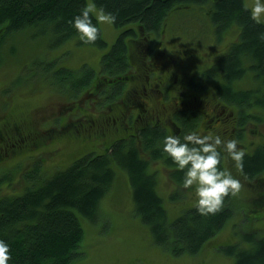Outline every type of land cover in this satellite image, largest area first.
<instances>
[{
	"label": "trees",
	"instance_id": "16d2710c",
	"mask_svg": "<svg viewBox=\"0 0 264 264\" xmlns=\"http://www.w3.org/2000/svg\"><path fill=\"white\" fill-rule=\"evenodd\" d=\"M91 3L98 10L112 14L115 19L111 22L119 30L111 47L101 55V66L94 68L85 61L80 68L62 65L54 67L55 58L51 57V60H41L42 65L37 67L35 75L37 87L40 88L43 81L52 77L51 81L57 84L52 91L55 94L65 93V99L63 102L59 100L55 108L63 116L58 117L56 114L57 117H51V122H38L35 132L13 127L15 135L11 139H16L10 145L5 135L4 117L11 102L17 99L16 94L9 96L6 105L5 102H0V163L4 164L1 158L9 156L10 148L22 155L21 159L15 161V168L21 166L24 158L29 159L17 172L21 176L22 185L23 169L33 162L43 163L47 159L44 155L51 154L47 149H51L52 145H43L47 139L44 136L48 134L46 129L55 131V137L65 135L88 138L83 136L84 129L94 128L97 124L94 118L97 112L92 110L94 107L99 112L103 110L100 113L107 119L116 116L120 109L118 106L122 107L124 104L122 99L126 100L125 104L128 101L127 97H122L124 92L121 89H113L116 83H122L121 76H114L103 89L98 88V83L106 78L100 77L105 74L113 76L116 71H138L140 60L133 64L130 62H133V57L143 58L145 50H148L146 36L163 34L167 25L179 23L187 14L196 13L197 16V12L202 9L207 13V19H204L210 38L219 42L226 39L230 43L211 64L197 68L188 83L189 87L195 91L196 87L198 89L202 85L203 79H210L214 83L218 102H225L228 112L231 111L230 105L239 104L234 113L236 117L227 118L231 123L237 119L239 128L233 132L232 125H229L224 129L226 133H220L219 130L218 133L225 138L236 137L240 141L247 130L251 131L250 121L264 120V117H257L264 111V38L260 36V33H264V20L257 22L252 18L250 7H245L246 0H0V38L6 39L9 36L6 54L12 55L18 48L20 50L19 39H23L25 34L28 41L31 30L36 35L31 37V47H40L27 55L33 58L41 54L50 55L49 49L52 51L58 44L68 41L74 42L75 46L72 48L83 44L100 48L107 46L94 11L90 10V14L93 22L100 28L95 42H83L70 23L85 5L90 6ZM200 28L196 30L199 31ZM226 32H229L228 35ZM136 41H141L138 47ZM150 41L154 43V40ZM204 59L205 55L201 56L199 62ZM190 63L191 59L188 60V64ZM79 71L81 74L77 75ZM247 74L255 78L260 86L250 89L238 87L237 81ZM258 107L259 110L255 112L254 109ZM187 115L188 111L184 114L178 112L174 117L175 123L181 126L175 133L157 127L141 129L137 140V136L133 135L129 138L120 136L104 152L90 150L74 159L67 167L57 166L51 175L50 169L44 164L43 178L31 186L24 185L15 194L1 192L2 185L8 180L7 176L1 178L0 238L11 245L10 264H76L83 254L82 241L85 236L80 217L90 220L97 218L105 195L117 182L116 167L126 171L134 211L149 225L154 241L172 253L199 252L206 242L224 228L232 216L235 210L234 194L226 195L222 207L215 213L202 215L194 204L176 218H171L164 198L157 190L156 175L149 170L151 160L161 159L166 164H171L172 177L181 184L183 170L178 169L172 158L163 151V137L168 134L183 136L185 132L198 128L200 117ZM205 119L206 125L210 119ZM93 121L96 124L88 127ZM131 124L132 122L127 127L128 132L134 128ZM258 130L259 137L252 142L253 147L245 146L242 167L239 166L244 178H248L249 182L256 179L259 186L263 187L250 207L243 211L249 232L245 235L247 243L244 246H220L235 257L233 264H264V233L259 234L260 231L253 229L257 221L264 220V215L260 214L264 209V134L260 128L253 129L252 132L256 133ZM7 143L9 147H5ZM244 145L240 142L238 146ZM219 166L227 168L224 153ZM8 182L9 180L6 183Z\"/></svg>",
	"mask_w": 264,
	"mask_h": 264
},
{
	"label": "rangeland",
	"instance_id": "374dc122",
	"mask_svg": "<svg viewBox=\"0 0 264 264\" xmlns=\"http://www.w3.org/2000/svg\"><path fill=\"white\" fill-rule=\"evenodd\" d=\"M250 6L254 3V0H246ZM91 11L96 15L99 20V16L106 14L98 10L94 4L91 3ZM203 9L195 14H187L182 17L179 23L174 25H167L165 31L160 35L157 41L154 42V52L160 50H167L169 53L178 57L179 65L183 63L189 56L184 52L187 46L193 47L197 51L198 56L205 55L203 62L198 63L197 68L208 66L211 64L215 57L219 56L225 51L230 43L229 40L222 42L214 41L210 38V31L206 30L205 19H207V13ZM205 18V19H204ZM181 22V23H180ZM103 31V37L107 41L108 45L105 47H98L95 45H76L73 41L62 42L58 44L54 50L50 52V55H37L36 57L27 56L28 54L37 51L39 46L31 47L33 41L31 37H35V31H29V39L26 41V35L23 34V39H19L18 45L20 50L12 55H7L6 51L9 48L7 39L0 38V102L7 104L9 96L16 94L17 99L13 100L9 105V110L6 111L5 120V135L8 143L11 145L15 139H11L15 134L13 133V127L17 126L18 129H24L27 131L35 132L37 123H46L47 117L54 115L57 110V104L64 100L65 93L59 92L55 94L52 90L57 87V84L52 82V77L43 81L44 83L37 87L35 83V75L37 67L41 64V60H51V57L55 58V66H65L68 68H80L83 62L87 61L94 68L101 66V55L106 52L116 40L119 30L113 25L112 22L99 20ZM202 27V28H200ZM196 28L201 30L197 31ZM229 32L225 34L228 35ZM225 36V35H224ZM73 40V39H71ZM67 41V40H66ZM6 42V43H5ZM48 43V40H47ZM22 44V45H21ZM35 47V48H34ZM37 48V49H36ZM18 56H15L17 55ZM152 57V54L149 55ZM162 59H166L162 56ZM182 59V60H181ZM199 59V58H198ZM200 60V59H199ZM171 63V62H168ZM141 65V72L143 73V65ZM188 65V64H187ZM186 65V66H187ZM185 63L182 65V69H187ZM139 64L137 65V68ZM170 65H165V68H169ZM39 69V68H38ZM192 70L188 72L190 75ZM81 71L77 75H80ZM192 75V74H191ZM54 77V76H53ZM94 83V82H93ZM171 83V82H170ZM204 90L210 95L209 99L211 105L217 102L215 94L214 83L210 79H203ZM236 85L243 89L256 88L260 86L256 79L250 75H246L242 80L237 81ZM262 88V86H261ZM24 89V91H21ZM167 91V89L165 90ZM262 91V89H261ZM80 93V90L78 91ZM74 93V92H73ZM175 93L174 89L170 93V96ZM13 94V95H14ZM138 104L144 105V100H137ZM153 105L160 110L161 103L153 99ZM239 104L235 103L230 105L231 111L237 110ZM173 106L170 104V111ZM135 109V108H134ZM137 109V108H136ZM95 119L97 124L94 128L84 129L83 136L88 138L81 139L80 137L58 136V142L66 140L61 144L60 153L51 151V154H45L46 161L33 162L26 166L23 173V185L21 176L18 175L20 168L29 162V159L24 158L21 162V166L15 168V161L21 159L22 155L17 150L13 151L10 148L9 156L5 155V158H1L4 164L0 163V179L6 177L9 182L2 185V193L15 194L24 187V185L31 186L33 183L42 179V165L50 169V175L54 174V169L59 167H67L74 159L83 155L90 150L95 152H104L115 139L120 136H127L128 128L126 129L121 123L116 124L112 129L104 132L102 124H105L106 117L96 110ZM251 110V109H248ZM255 112L259 110L254 109ZM261 113V114H260ZM257 117H264V111L262 110ZM47 117H41L42 115ZM74 114V112H72ZM167 119L169 117H166ZM264 119V118H263ZM206 119L201 116L198 124V128L195 130L207 134V127L205 125ZM249 123V122H248ZM145 124V123H140ZM102 126V127H101ZM169 128L174 133L176 132V126L174 127L171 122H168ZM250 130H247L243 137L240 139L241 144L247 145L249 148L253 147L255 141L260 134L259 130L253 133V129H263L264 134V120L259 122L256 119L250 121ZM50 136L54 135V132L45 130ZM190 131V130H189ZM172 132V133H173ZM216 133L215 130L210 131ZM16 133V131H15ZM137 135V134H136ZM17 136V135H16ZM138 135L135 138L138 139ZM49 140H45L44 143ZM55 139L52 140L54 142ZM5 147H9V145ZM43 143V144H44ZM225 163L228 169L231 170L234 176H237L241 180V187L238 192L234 194V207L232 216L213 239L205 243L199 252L191 254L184 253H172L171 250L163 247V245L157 243L153 239L150 227L148 224L142 221L141 217L134 211V200L131 193V188L127 179V173L124 169L116 167L117 170V182L114 183L113 188L105 195L101 209L95 220H90L86 217H80L82 225L85 230V236L82 241L83 254L76 261V264H233L235 257L228 254L220 246H227L231 244H238L244 246L247 243L245 235L247 231V220L243 217V211L250 207L252 200L259 196L262 191V186H259L257 180H251L244 178L241 174L239 166L232 160L227 153H224ZM50 162V163H49ZM6 163V164H5ZM171 165V164H170ZM166 164L161 159L151 160L149 170L156 175L157 190L164 198V204L167 208L168 214L171 218H176L184 210L193 206L196 201L194 190L190 193L189 189L182 187V184L176 182L171 174V166ZM34 177V178H33ZM11 178V179H10ZM35 178L38 180L35 181ZM194 188V186H193ZM22 193V192H21ZM20 194V193H19ZM254 215V213H252ZM256 214V213H255ZM260 214L264 215V209ZM253 229L260 231L259 234L264 233V220L257 221V224L253 225ZM263 231V232H261ZM249 233V232H248Z\"/></svg>",
	"mask_w": 264,
	"mask_h": 264
},
{
	"label": "flooded vegetation",
	"instance_id": "af4514ba",
	"mask_svg": "<svg viewBox=\"0 0 264 264\" xmlns=\"http://www.w3.org/2000/svg\"><path fill=\"white\" fill-rule=\"evenodd\" d=\"M160 35L161 33H156L151 36H146V45H148V50H145L143 58L136 59V57L130 55V57H133V62L130 63L133 64L136 60H140V64L143 65V73L141 72V65L139 64L138 71L134 70L133 72L131 71L132 69L124 73L116 71L113 76L105 74L100 77L102 78L105 76L106 78L104 81L99 80L98 83V88L103 89L105 84L110 83V79L113 80L114 76L117 78L121 76L120 79L122 83H116L113 89H121V92H124L122 97L125 96L128 100L126 104V100H121L124 101V104L122 107L120 105L118 106L120 109L116 116L106 119L107 122L102 125L103 131L107 132V130L112 129L118 123H121L126 129V126L129 127V123L132 122L131 126H134V130H129L126 136L127 138L132 135L136 137V134H138L141 129H153L157 127L172 133L173 131L171 129L175 128H169L168 122H171L174 127L176 126V130L178 131L181 126L178 123H175L176 121L174 120V117H176L178 112L184 114L187 113V111L189 112V115H187L188 117L197 115V117L203 116L204 118L210 119L209 123L206 124L207 133L213 130H215L216 133H218L219 130H221L219 131L220 133H226L227 131H224V129H226V126L229 125H232L233 132L239 128L237 119L232 120L233 123L227 121L228 117H236L234 116L236 111L228 112L227 104L225 102L220 103L218 100L215 106L211 105L209 99L210 95L204 90V83H202L201 86H198V89L196 87L195 91L189 87L188 83L191 82V74H194L197 71V65L198 63H201L199 62V59L201 60V56L197 55V51L193 47L187 46L184 52L187 53L189 57L179 65L178 57L176 58L174 54L169 53L167 50L165 51L163 49L156 52L153 51L155 49V47L152 46L154 43H150V40L152 39L155 42L158 40ZM135 44L136 47H138L141 44V41L139 43L136 41ZM150 54H152V57H150L149 60ZM162 56H165L166 59H162ZM189 59H191L190 64H188ZM138 62L139 61H137V63ZM166 63L167 66L170 65L168 69L165 68ZM184 63L185 66L188 64L186 66L187 69H182V65ZM190 70H192V73L189 75L188 72ZM129 72L133 73L129 75ZM166 89L167 91H165ZM172 89H174L175 93L170 96ZM136 99H140L141 101L144 100V105L140 103L138 104ZM153 99H156L161 103L160 110L154 107L152 103ZM170 104L173 106L171 111ZM212 106L214 107L212 108ZM56 114L58 117L63 116L61 112L58 113L56 111L54 112V115L50 117H47L45 114L41 117H47L48 119L46 121L49 120V122H51V117H57ZM166 117L169 118L167 119ZM142 122L145 124H140ZM95 124L96 121H93L92 123H89L88 127H93ZM49 134H45L44 138L46 137L49 141L43 145H52V148H54L52 151L56 153L60 151L62 147L61 144L67 138L71 137L67 136L65 140L58 142V137H55V134L52 136ZM53 139H55L54 142H52ZM51 149L48 148L47 150L51 152Z\"/></svg>",
	"mask_w": 264,
	"mask_h": 264
},
{
	"label": "clouds",
	"instance_id": "9594fccd",
	"mask_svg": "<svg viewBox=\"0 0 264 264\" xmlns=\"http://www.w3.org/2000/svg\"><path fill=\"white\" fill-rule=\"evenodd\" d=\"M251 16L257 22L264 20V0H254L250 6ZM115 17L108 13L99 16V20L109 21ZM85 43L98 39L100 28L93 22L90 6L85 5L70 21ZM264 38V33H260ZM236 137L225 138L219 133L202 134L197 130L180 134H168L163 137V151L172 158L178 169L183 170L182 187L194 190L196 208L202 215L218 211L225 196L235 194L241 187V180L234 176L230 169L220 167L223 153L242 167L245 150L239 147ZM194 186V188H193ZM11 245L0 238V264H10Z\"/></svg>",
	"mask_w": 264,
	"mask_h": 264
}]
</instances>
